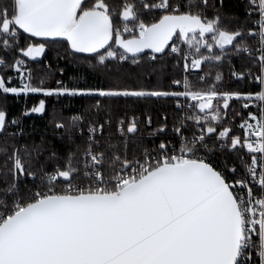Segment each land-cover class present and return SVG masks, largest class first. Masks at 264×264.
I'll list each match as a JSON object with an SVG mask.
<instances>
[{
	"label": "snow or ice",
	"instance_id": "snow-or-ice-1",
	"mask_svg": "<svg viewBox=\"0 0 264 264\" xmlns=\"http://www.w3.org/2000/svg\"><path fill=\"white\" fill-rule=\"evenodd\" d=\"M218 3L0 4V96L174 97L176 108L171 126L165 115L150 134L158 142L131 149L123 136L139 132L135 117L120 121L117 145L101 142L104 124L85 127L84 116L73 115L54 125L68 136L64 153L17 144L21 121L0 109V135L13 138L0 146V264H264V0H244V18L228 17L231 29L222 26L224 0ZM60 41L102 69L147 57L163 73L167 65L155 64L171 57L182 78L171 80L173 90L34 82L26 58L37 61ZM232 57L248 61L242 70L230 64L247 91L225 88L222 74L204 71ZM194 70L199 87L189 79ZM234 100L242 111L231 108ZM45 111L40 99L21 115ZM85 131L82 147L75 136ZM245 149L249 159L241 157L239 169L217 156Z\"/></svg>",
	"mask_w": 264,
	"mask_h": 264
},
{
	"label": "trees",
	"instance_id": "trees-1",
	"mask_svg": "<svg viewBox=\"0 0 264 264\" xmlns=\"http://www.w3.org/2000/svg\"><path fill=\"white\" fill-rule=\"evenodd\" d=\"M8 0H0V4L7 3ZM217 7H219L218 0ZM118 3V0H114ZM244 0H224L222 12L224 18L221 21L223 27L233 28L236 26L234 21L228 19L229 16H236L243 19ZM2 55V53H0ZM80 54L73 57L67 47V42L60 41L49 45V50L45 56L33 63L36 78L44 79V86L56 87L57 81L62 80L66 86L80 87H103V88H128L133 90H173L171 89V80L173 78H182L180 69L173 66L171 57L161 58L156 62L155 67L160 63L167 65L163 73L154 71V62L147 57H143L138 65L125 63L121 66L119 63L110 65L108 69L96 68L92 64L95 62H86ZM51 64V70L45 68L46 64ZM231 65H235L236 70H242L243 66L248 64L247 59L232 57L230 63L225 61L222 67L215 63L205 67V72L220 73L224 78V87L234 90L247 91L251 87L246 81H237L231 76ZM63 68V75L59 69ZM37 79V80H38ZM189 79L196 83V72H192ZM40 99L46 101V111L44 113H30L21 115L29 111L31 107L38 104ZM100 100L97 106L96 101ZM231 108L237 112L242 111L241 106L236 101L230 103ZM0 109L6 110L10 117H17L21 121L24 129L23 135L15 138V142L21 145L32 146L33 143H43L48 148L58 150L64 153L71 145L67 134L63 130L57 129L54 125L57 122H69L73 115H83L85 118V127L89 123L104 124L102 143H113L122 145L123 138L130 141V149L138 147L141 144H154L160 137L150 135L155 129L163 123V117L167 115L168 124L171 126L176 117L175 98L174 97H92V96H70L62 95L59 97H46L43 94L14 96L9 94L7 98L0 96ZM231 110L229 115H231ZM151 116L152 124H147L146 117ZM133 117L140 121L139 132L135 135L124 133L122 138L120 132V121L128 122ZM110 120V124L106 121ZM239 123V119H237ZM240 134L238 128L235 129ZM13 131V129H9ZM63 136V138H61ZM87 139V132L83 137L76 135L75 140L82 147ZM13 138L8 135H0V146L6 143H12ZM218 158L226 159L229 164L237 163L241 157L247 160L249 156L244 152L218 151ZM238 169L240 168L237 163ZM243 176L244 173L241 172Z\"/></svg>",
	"mask_w": 264,
	"mask_h": 264
},
{
	"label": "rangeland",
	"instance_id": "rangeland-1",
	"mask_svg": "<svg viewBox=\"0 0 264 264\" xmlns=\"http://www.w3.org/2000/svg\"><path fill=\"white\" fill-rule=\"evenodd\" d=\"M42 58V57H41ZM38 59H40V58H38ZM37 59V60H38ZM26 61L27 62H29V67H31L32 68V70H33V74H34V77H36L35 76V73H34V71H35V69H34V66H33V63H35V61H31V58H26ZM9 74H12V73H9ZM27 74L25 73V76H26ZM38 78H36V79H34V82H36V80H37ZM31 93H29V94H27V95H30ZM12 95V94H11ZM21 95H25V94H21ZM26 96V95H25Z\"/></svg>",
	"mask_w": 264,
	"mask_h": 264
},
{
	"label": "built area",
	"instance_id": "built-area-1",
	"mask_svg": "<svg viewBox=\"0 0 264 264\" xmlns=\"http://www.w3.org/2000/svg\"><path fill=\"white\" fill-rule=\"evenodd\" d=\"M197 71H199V70H194L193 72H197ZM235 101V100H234ZM234 101H231V102H234ZM230 102V103H231ZM237 103H239V102H237ZM240 104V103H239ZM240 106H241V104H240ZM241 110H242V108H241ZM146 120H147V117H146ZM240 122V121H239ZM240 131V134H242L241 133V130H239ZM246 154H247V150L245 149V150H243ZM248 155V154H247Z\"/></svg>",
	"mask_w": 264,
	"mask_h": 264
}]
</instances>
